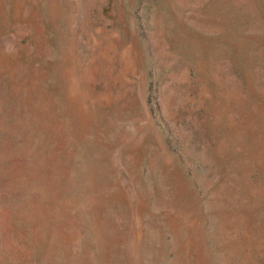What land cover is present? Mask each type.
<instances>
[{
  "label": "rangeland",
  "instance_id": "1",
  "mask_svg": "<svg viewBox=\"0 0 264 264\" xmlns=\"http://www.w3.org/2000/svg\"><path fill=\"white\" fill-rule=\"evenodd\" d=\"M0 264H264V0H0Z\"/></svg>",
  "mask_w": 264,
  "mask_h": 264
}]
</instances>
